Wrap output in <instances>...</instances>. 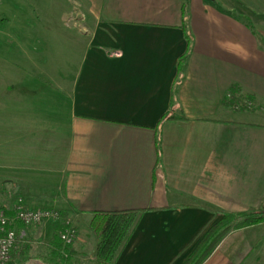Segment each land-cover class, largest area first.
Here are the masks:
<instances>
[{
	"label": "crops",
	"instance_id": "0c3cea01",
	"mask_svg": "<svg viewBox=\"0 0 264 264\" xmlns=\"http://www.w3.org/2000/svg\"><path fill=\"white\" fill-rule=\"evenodd\" d=\"M70 2L86 37L70 60L38 37L52 20H0V201L76 225L136 211L115 263L182 264L222 212L264 205V123L222 105L234 84L264 98V14L214 0ZM53 232L49 220L19 227L30 248L49 250ZM201 264H264V221L230 231Z\"/></svg>",
	"mask_w": 264,
	"mask_h": 264
},
{
	"label": "rangeland",
	"instance_id": "374dc122",
	"mask_svg": "<svg viewBox=\"0 0 264 264\" xmlns=\"http://www.w3.org/2000/svg\"><path fill=\"white\" fill-rule=\"evenodd\" d=\"M214 1L218 6L224 7L239 16L248 17V19H253L258 15L264 14V0ZM63 2H65V4ZM18 17L23 20L53 21V24L51 25V29H53L52 32L44 33L42 36L38 37L46 40L45 43L47 46L49 45L48 49L51 48L49 52H51L53 56L57 54L55 51L60 53L59 59L70 60L72 56H77L80 41H85L86 37L84 38L80 32H75L71 29L72 26H76L75 23H78L77 20H83V18L75 4L72 5L70 0H0V20H13V18L16 19ZM77 26L79 27L80 24ZM28 42L29 41L26 40L24 44L25 48L27 45V49L30 47ZM2 46L3 38L0 30V70L3 67L1 55ZM46 57L47 59L50 58L49 55H46ZM54 59L56 60V57ZM0 81H3L1 71ZM254 110L257 113L248 114L245 117H242V119H250L252 121H257L258 123H264V111L257 107ZM234 117L241 119L239 114H234ZM12 204L13 202L10 204L0 201V208L3 206H11ZM73 225L76 228L78 238H76L72 244V249L74 251L70 256L72 259L71 264H96V234L90 228V224H87L86 222L79 225ZM27 237L28 236L21 237L20 243L14 247L10 264H42V262L48 264L43 259H50L52 257L50 250H48L46 245L38 239L34 242L31 241L32 249L30 248L29 250H26L21 244L30 243L28 239L29 237Z\"/></svg>",
	"mask_w": 264,
	"mask_h": 264
},
{
	"label": "trees",
	"instance_id": "16d2710c",
	"mask_svg": "<svg viewBox=\"0 0 264 264\" xmlns=\"http://www.w3.org/2000/svg\"><path fill=\"white\" fill-rule=\"evenodd\" d=\"M187 39L189 36L187 35ZM186 56H181L178 61V71H181ZM222 105L238 110H250L260 108L264 111V98L257 102L253 94H244L240 86L234 84L230 87L228 95L223 99ZM61 211V210H60ZM63 216H67L61 211ZM137 212L133 210L95 212L90 219V228L97 236L95 256L96 264H116L115 257L121 245L128 239L137 222ZM264 221V205L247 212L229 213L222 212L219 218L206 230L197 242L189 257L182 264H201L230 231L244 228ZM54 232L48 240V248L52 257L50 264H71L70 256L73 254L72 244L65 245L58 236V231L64 228L62 221L52 222ZM16 243H20L21 237L17 224ZM14 246V247H15ZM26 249L30 243L23 244ZM13 247V249H14ZM13 249L11 256L13 255Z\"/></svg>",
	"mask_w": 264,
	"mask_h": 264
},
{
	"label": "built area",
	"instance_id": "2783aa9c",
	"mask_svg": "<svg viewBox=\"0 0 264 264\" xmlns=\"http://www.w3.org/2000/svg\"><path fill=\"white\" fill-rule=\"evenodd\" d=\"M46 220L62 221L64 228L58 236L65 245L73 244L77 231L68 216L53 208H32L26 206L22 198L16 197L11 206L0 208V264H10L11 251L16 243L17 224L37 225Z\"/></svg>",
	"mask_w": 264,
	"mask_h": 264
}]
</instances>
